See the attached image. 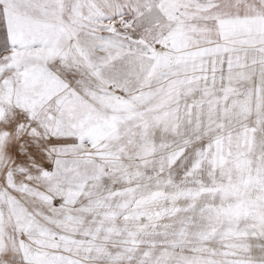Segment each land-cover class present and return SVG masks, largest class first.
<instances>
[{"label":"snow or ice","instance_id":"obj_1","mask_svg":"<svg viewBox=\"0 0 264 264\" xmlns=\"http://www.w3.org/2000/svg\"><path fill=\"white\" fill-rule=\"evenodd\" d=\"M0 264H264V0H0Z\"/></svg>","mask_w":264,"mask_h":264}]
</instances>
